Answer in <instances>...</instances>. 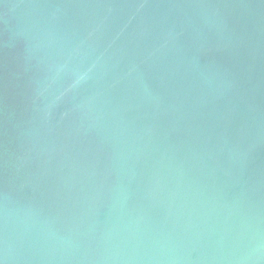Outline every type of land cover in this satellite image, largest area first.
I'll return each mask as SVG.
<instances>
[{
    "label": "water",
    "instance_id": "95a60500",
    "mask_svg": "<svg viewBox=\"0 0 264 264\" xmlns=\"http://www.w3.org/2000/svg\"><path fill=\"white\" fill-rule=\"evenodd\" d=\"M0 264H264V0H0Z\"/></svg>",
    "mask_w": 264,
    "mask_h": 264
}]
</instances>
